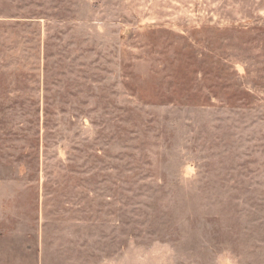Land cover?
Here are the masks:
<instances>
[{"label":"rangeland","instance_id":"374dc122","mask_svg":"<svg viewBox=\"0 0 264 264\" xmlns=\"http://www.w3.org/2000/svg\"><path fill=\"white\" fill-rule=\"evenodd\" d=\"M0 264H264V0H0Z\"/></svg>","mask_w":264,"mask_h":264}]
</instances>
